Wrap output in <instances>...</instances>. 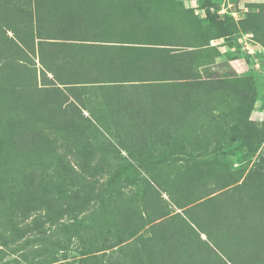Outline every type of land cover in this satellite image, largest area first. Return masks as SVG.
I'll return each instance as SVG.
<instances>
[{"label": "rangeland", "instance_id": "1", "mask_svg": "<svg viewBox=\"0 0 264 264\" xmlns=\"http://www.w3.org/2000/svg\"><path fill=\"white\" fill-rule=\"evenodd\" d=\"M112 1L89 0L91 7L120 14L114 24L91 26L90 34L100 33H95V27L112 30L111 37L49 41L43 52L37 45H28L25 54L5 57L23 59L30 67V77L18 75L13 81L0 82V128L4 130V135L0 130V264H159L160 256L153 251L158 225L169 217L179 220L187 216V207L175 206L166 192L156 188L154 180L162 182L164 177L184 170V150L192 152L198 140L209 143L200 158L209 160L204 168L213 169L215 175L206 172L202 184L207 185L208 197H223L215 206L219 218H199L201 228L221 236L225 232L229 248L224 244V249L233 264H264V187L258 191L253 188L260 183L259 173H264V2L224 6L222 0H198L189 6L182 0ZM84 3L75 0L73 5ZM135 6L148 7L152 14L170 15L163 39L175 43V52L184 51L175 58H196L192 80L208 82L198 90L206 106L197 107L189 99L187 103L189 107L194 103L193 108L182 118L168 117V127L156 134L164 137L157 140L148 136L147 149L136 139L141 117L131 119L127 127L133 136L128 137L125 126L118 122L122 116L110 117L107 111L111 105H101L100 99L86 95L84 104L79 105L66 84H58L65 90L64 96L44 97L46 89L59 82L56 77L60 73L62 80L69 81L66 71L59 72L57 58H161L115 54L116 45L125 44L122 31L135 29ZM40 58L48 59V68ZM171 72L176 78L177 73ZM29 78L32 82L26 80ZM94 87L90 84L89 90ZM145 89L141 87L142 92ZM151 91L146 90L149 98ZM163 96L159 98L161 105L167 100V95L164 100ZM41 98L46 100L39 104ZM156 100L147 101L152 115L146 118L152 132L158 128L153 121L163 117L155 114ZM112 120L118 122L119 130ZM41 129L47 133L51 148H57L53 157L36 141L35 134ZM148 130L144 134L151 135ZM167 136L172 137L169 142L165 141ZM56 157L62 158L63 164ZM242 183L248 187L238 193L234 189ZM232 190L235 202L228 197ZM240 197L244 198L238 200ZM38 199H45L41 208ZM50 200L57 215L48 214ZM159 205L164 206L165 214H160ZM49 215L55 216L48 219ZM201 238L206 241V234L201 233ZM206 254L204 250L192 253L188 261L203 264L214 257Z\"/></svg>", "mask_w": 264, "mask_h": 264}, {"label": "trees", "instance_id": "2", "mask_svg": "<svg viewBox=\"0 0 264 264\" xmlns=\"http://www.w3.org/2000/svg\"><path fill=\"white\" fill-rule=\"evenodd\" d=\"M74 2L75 0H0V82L13 81V78L18 77V75H21L23 79L30 77V67L23 59L5 58L21 53L25 54L29 51L28 47L30 48V46L28 45H31V48L37 45L40 52H43V48L49 45L47 44L49 41H52L51 43L58 41H100L101 35L109 38L108 35L110 34L111 37L112 30L101 29L104 27L101 25L116 23L120 16L119 13L111 12L107 8L91 7L89 0H83L85 3L81 7H77L76 4L74 6ZM112 2H115V0ZM66 6H70L72 10ZM73 7L77 11H74ZM134 11L138 14L137 20L134 22L135 29L128 33L122 31V43L125 44L122 47L116 45L115 54H122V57L159 55L161 58H57L56 65L61 67L59 72L66 71L69 81L62 80V77H59L61 76L60 73L58 78L56 77L59 82L46 89L44 97L48 99L54 95L55 97L57 95L64 96L65 90L61 89L58 84H66L68 91L75 95V102L79 105L84 104L86 95H90L97 100L100 99L101 105H111L110 110L107 111L110 117L122 116L118 119V122L125 126L128 137L133 136L127 127L131 125V119L141 117L143 122L137 128L136 139L140 140V143L143 141L144 149H147L148 136L157 140L164 137V135L162 137L161 135L156 136V134L158 130L161 129L162 132V128L169 125L166 123L168 117L182 118L187 109L193 108L194 103H191L190 107L187 103L189 99H193L197 107L203 109L206 106L203 102L202 93H199L198 90L204 88L203 86H207L208 82L199 80V78L192 80L190 74H192L196 58H175L181 56L184 51L175 52L176 50L172 48L175 43L163 39L166 38L164 31L169 29L168 20L170 15L168 13L166 16L159 13L152 14L149 13L148 7L138 6L134 7ZM74 13L77 15H73ZM72 15L73 18L70 17ZM157 19L162 20L157 21ZM164 23H167V25H162ZM96 24H100L101 28L93 27L92 29L95 33L97 31L100 33L98 35L90 34L91 26ZM8 32H11V35ZM113 35H117V33ZM176 45L181 46L183 44L177 43ZM44 50L50 55V51ZM2 59H9V61L4 63ZM40 60L43 65L49 67L50 64L47 58H40ZM171 71L177 73L176 78L171 77ZM53 74L55 77V72ZM26 80L32 82L31 78ZM90 84L93 87L96 86L94 87L95 90H89ZM1 86L3 85L0 83ZM141 87L152 90L151 98H149V92L146 93L147 89L142 92ZM166 90L170 92L165 94ZM106 92H109V94ZM209 93L206 92L207 95ZM98 94H100V98ZM163 95H167V100L161 105L159 98L161 99ZM108 97H110V102H108ZM45 98H41L38 103L40 104L41 101L42 104V100L45 101ZM154 98H157L154 103L155 114L159 115L160 113L163 117L159 116V122L153 121V124L155 123L158 128L152 132L148 130L150 123L146 117L152 115V113L149 114L147 101ZM160 108L162 110L157 112ZM112 122L118 128L116 124L118 122H115V120H112ZM69 124H72V122L70 121ZM134 125L136 124L134 123ZM0 130L1 135H4V130L2 128ZM146 130L151 135L144 134ZM8 132L7 130L6 133ZM212 132L216 134L217 131L212 129ZM35 136L38 145L46 147L53 157L57 148L56 146L51 148L45 130H39ZM171 138V136H167L165 141L169 142ZM11 139L13 140V138ZM181 142V146L176 145L183 149L184 146ZM196 145L192 152L187 149L184 150L187 155L186 158L181 159L184 162L182 166L184 170L177 172V175L164 177L165 180L162 182L157 179L154 180L156 188L166 192L175 206L179 208L187 207L185 209L187 216H180L179 220L176 217H169L158 225L160 228L158 233L154 235L155 243L153 245L155 249L153 251L157 252L156 257L160 256L159 264H190L188 255L192 253L194 255L196 253L202 254V250L207 253L206 255L213 254L214 256L203 260V264H233L228 256L227 249H224V244L229 248V241L223 238L226 235L225 232H222L221 236L214 230L209 232L208 229L200 226L199 218L200 220L201 218L203 220L205 218H219L215 206L223 202V197L221 195L208 197L207 185L202 184L201 179L206 172H208V176L215 175L213 169L204 168L209 160H201L200 157L202 156V150L206 149L209 143L206 144L205 141L199 142L198 140ZM56 158L59 164H63L62 158ZM159 162L161 161H158L157 164ZM259 180L260 183L253 184V188L257 191L264 187V173H259ZM247 187L248 185L242 183L240 187L234 190H238V193H240V188L245 190ZM32 193L33 191L29 195H32ZM228 197L235 202L236 193L232 190ZM243 198L240 197L238 200ZM43 201L45 202V199L37 200L36 203H39V208L42 207ZM54 206L53 200L47 202L48 214L57 213ZM159 210L160 214H165L164 206H160ZM213 211H215L214 214H207ZM201 212L202 214H199ZM174 214L175 216L180 215L178 212H174ZM54 216L49 215L47 218L52 219ZM229 225H232V223H229ZM182 230H184V233L181 232ZM201 233L206 234V241L201 238ZM148 240L151 242L150 239ZM174 242H178L182 249L176 247L175 245L178 244H174ZM219 243L222 247L219 246ZM196 244H199L203 249L199 250ZM151 256H148V262L152 260Z\"/></svg>", "mask_w": 264, "mask_h": 264}, {"label": "crops", "instance_id": "3", "mask_svg": "<svg viewBox=\"0 0 264 264\" xmlns=\"http://www.w3.org/2000/svg\"><path fill=\"white\" fill-rule=\"evenodd\" d=\"M182 1H183V3H185L186 5H189V6H191L193 4L196 5V3L199 2L198 0H182ZM214 1H216V0H211V2H214ZM222 2H223L224 6H227V5L230 6V5H234V4L241 5V4L248 3V2H264V0H222Z\"/></svg>", "mask_w": 264, "mask_h": 264}]
</instances>
